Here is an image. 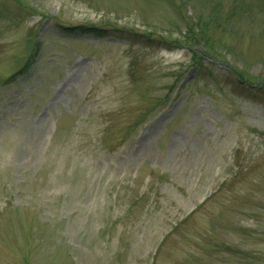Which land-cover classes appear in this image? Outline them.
<instances>
[{
  "label": "rangeland",
  "instance_id": "1",
  "mask_svg": "<svg viewBox=\"0 0 264 264\" xmlns=\"http://www.w3.org/2000/svg\"><path fill=\"white\" fill-rule=\"evenodd\" d=\"M0 264H264V0H0Z\"/></svg>",
  "mask_w": 264,
  "mask_h": 264
},
{
  "label": "trees",
  "instance_id": "2",
  "mask_svg": "<svg viewBox=\"0 0 264 264\" xmlns=\"http://www.w3.org/2000/svg\"><path fill=\"white\" fill-rule=\"evenodd\" d=\"M81 28L84 29L85 33H87V31H88V32L94 33L95 35H100V33L106 31V29H101V28H97V27H89V28L81 27ZM191 31H193V29H191ZM188 40L189 41H195V39L193 37H191V36L188 38ZM195 60H198V55H195ZM196 64L199 65V66L204 65L203 64V60L202 61L199 60V63H196ZM258 89H259V87H258ZM219 191H220V189L218 188L213 195H216V193L219 192Z\"/></svg>",
  "mask_w": 264,
  "mask_h": 264
}]
</instances>
